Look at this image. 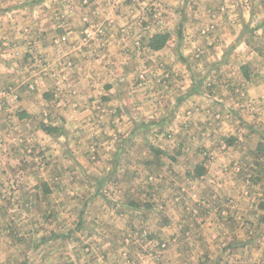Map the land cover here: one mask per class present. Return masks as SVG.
Segmentation results:
<instances>
[{
	"label": "clouds",
	"instance_id": "clouds-1",
	"mask_svg": "<svg viewBox=\"0 0 264 264\" xmlns=\"http://www.w3.org/2000/svg\"><path fill=\"white\" fill-rule=\"evenodd\" d=\"M18 4L24 5L18 8L19 15L12 12L9 18L15 16L19 25H6L0 29V178L9 186L13 180L17 186L24 185V191L31 189L33 183H39L42 173L51 179L52 167L45 168L37 161V156L43 152L53 166L82 180L89 172L108 167L103 159L99 164L87 163L88 156L97 151V143L102 156L105 147L110 148L116 143L115 139L106 141L99 133L112 136L117 128L120 131L130 128L139 122L143 112L140 98H132L131 93L118 95L115 83L112 92L108 93L110 104L100 105L97 100L94 107L88 103L89 98L96 95L94 86L107 80L116 83L129 80L121 70L125 62L138 63L135 56L137 41L141 36L150 37L153 33L174 28L179 17L173 13L182 7V0H175L174 4L172 0H131L130 3L126 0H92V3L89 0H83V3L80 0H0V8ZM214 7L220 11L210 14L204 24L186 36L185 42H177L175 31H172L168 51L173 54L166 60L180 70L179 60L184 57L194 77L207 75L214 82H217V72L223 73V80L217 82V97L207 98L202 105L206 110L196 117L208 123L193 129L184 154L175 165L177 171L170 173L165 169L161 174V183L165 187L160 199L170 202L181 219L153 237H148L152 228L145 225L140 226L143 235L138 229L135 236L128 227L115 221L106 228L102 215L95 224L89 222L84 230L73 232L80 205L72 200L68 191L56 192L53 204L60 205L57 207L60 215L56 223L46 225L36 222L39 218L25 211L27 205L21 206L19 192L9 194L5 188V196L0 199V207L6 210V215H0V264H194L204 252L214 261L219 257L218 264H264V225L241 224L229 231L210 215L216 225L214 235L219 236V240H213L204 225L181 231L185 223L182 217L186 211L195 215L193 202L199 200L200 191L208 186L209 177L206 176L195 192L188 187L184 173L197 165L211 169L215 182L214 173L220 160L226 164L236 162L237 167L229 170L225 164L219 171L227 178L228 192L234 197L232 207L240 216L248 218L251 214L255 221L252 201L264 196L260 185L253 191L250 184L242 183L236 176L241 167L248 176L253 174L250 169L264 167V156L259 157V165H254L250 156L256 142H264V67L260 70V78L253 82L240 79L233 71L245 56L251 59V55H247L250 48L245 30L255 28L257 36L264 34V0H223ZM153 9L155 16L150 15ZM143 22H147V28L140 27ZM86 28L88 36L81 39ZM57 29H63L59 37ZM44 33L47 36L42 38ZM193 39L195 43H192ZM81 47L84 51H80ZM110 49H118L121 57L112 61L104 59ZM125 49L132 54L125 55ZM26 52H30L35 61H29L27 67L23 64ZM225 54L222 61L220 57ZM228 56L231 62H228ZM96 57H100L102 63ZM73 58L75 64H69ZM214 68L217 71L214 72ZM131 75L144 78L142 67ZM29 81V91L22 93L20 85ZM229 81L237 87L235 96L230 91ZM10 83L15 86L8 88ZM182 86L183 82L177 84L174 93L162 97L169 110L172 105L168 104V99L182 94ZM49 90L54 98L45 101L40 92ZM218 97H222L219 106L215 105ZM144 99L148 100L147 97ZM148 103L153 106L155 116L166 115L159 103L152 100ZM23 109L28 110L29 116L18 120L16 112ZM117 109L119 116L115 115ZM122 120L127 123L122 124ZM41 122L52 124L56 131L45 135ZM110 124L117 128L110 130ZM174 129L175 121L165 130V135ZM93 137L97 141L94 142ZM229 137L236 138L231 147L225 142ZM148 139L169 152L178 143L175 136L162 140L155 133ZM107 156L110 157L111 152ZM22 162L28 165V171L20 170ZM151 182L156 183L155 178ZM181 187L187 193L184 207L178 206L174 198V193H179ZM86 217L91 220V212L86 213ZM50 231L73 234L71 239L46 245L41 237ZM233 241L230 255L227 251H218Z\"/></svg>",
	"mask_w": 264,
	"mask_h": 264
},
{
	"label": "rangeland",
	"instance_id": "rangeland-1",
	"mask_svg": "<svg viewBox=\"0 0 264 264\" xmlns=\"http://www.w3.org/2000/svg\"><path fill=\"white\" fill-rule=\"evenodd\" d=\"M80 2L83 3V0H80ZM126 2L130 3L131 0H126ZM222 2L223 0H182V7L177 8L173 13V15L179 17L174 28L153 33L150 37L144 36L146 42L150 41L149 44L145 45V42L144 44H139L140 40L137 41L135 56L138 63L130 64L125 62L121 71L123 76L130 77L128 90L124 94H138L137 97L141 99L143 107L142 118L138 123H133L130 128L123 131H120L117 125L110 124V130L117 128V132L113 133L112 136L103 132L99 133V135L105 137L106 141L115 139L116 143H113L110 148L105 147L103 149V156L97 143V151L92 152L88 156L87 163L89 165L99 164L103 159L104 163L108 165L107 168L100 167L96 172H89L81 180L66 172L65 169L53 166L51 161L41 152L37 156V161L42 162L45 168L52 167L51 179L42 173L39 183H33L31 189L27 191L23 190L24 185L17 186L14 180L10 182L11 186L7 189L8 193H20L21 201L23 202L21 206L27 205L25 211L31 212L34 216L38 217L39 219L36 222H43L46 225L56 223L60 215L57 207L60 205L54 206L53 197L56 192L62 191H68L71 194L72 200L77 201L80 205V209L75 216V228L73 232L84 230L89 222L95 224L101 220L102 215L106 228L110 227L112 222L115 221L116 224L122 227H128L129 232L135 236L140 226L145 225L152 228L148 237H153L157 236L161 231L168 229L171 225H174L178 219H181V217L176 216V208L170 202L165 203L160 199V195L165 187L161 183V174L165 169H168L170 173L177 171L175 165L178 159L183 156L185 147L192 137L193 129L208 123L205 120L196 119V117L202 115L206 110L202 105L207 98L217 97V82L223 80V73L217 72V82L209 80L207 75L201 78L197 74L194 77L190 72V65L184 57H181L179 60L180 70L173 68L166 62L167 58L173 54L168 51L169 41L172 40V31H175L176 41L179 43L185 42L186 36L193 34L199 25L204 24L210 17V14L220 11L214 5L221 4ZM89 3H92V0H89ZM172 3L174 4L175 0H172ZM23 6V4H18L12 8H0L8 13V26L19 25V21L16 20L15 16L11 18L9 16L12 12H16L19 15L18 8H22ZM150 15L155 16L154 9ZM164 15H167V13ZM140 27L147 28V22L141 23ZM56 32L59 37L63 29H57ZM64 34L66 35L67 33ZM204 35L208 34L204 33ZM46 36V33L42 34V38ZM87 36L88 31L86 28L81 39ZM244 36L247 37V45L250 48V52L247 55H251V59L249 60L245 56V59L239 63L238 68H234L233 71L238 73L240 79L253 82L260 78V70L264 67V34L257 36L256 29L254 28L251 31L245 30ZM142 37L140 39L143 41ZM192 43H195V39L192 40ZM80 51H84V48L81 47ZM221 51L224 52L223 49ZM124 54L131 55L132 53L130 50L125 49ZM121 55L118 49H110L104 59L112 61L121 57ZM226 55H222L220 59L222 61L225 60ZM146 56L148 57L147 59ZM96 60L102 63L100 57H96ZM227 60L231 62V57L228 56ZM29 61L35 62L32 60V54L26 52L23 57L25 67H27ZM68 63L74 65L75 58L69 60ZM110 66L112 65L110 64ZM138 67H142L144 78L132 77L131 74ZM213 71L217 70L214 68ZM185 74H187L186 78ZM181 82H183V86L180 89L182 94L174 95L168 99V104L172 105V108L169 110L168 105L164 103L162 97L167 96L170 92L174 93L176 85ZM155 85L159 87V91L154 89ZM14 86V83L8 84V88ZM30 87L31 82L29 81L21 84L19 90L22 93L27 92ZM101 87L103 88V84L94 86L96 95L91 96L88 100V103L93 104L94 107L97 100L100 105L110 103L109 100L103 101V99H108L105 95L108 92L102 91ZM229 88L232 95L235 96L237 87L232 85L231 81H229ZM134 89L141 91L134 92ZM37 90H39L38 87ZM156 93H160L161 95L157 96ZM40 95L45 101L54 98L50 90L40 92ZM144 97H147L148 100H152L154 103H159L160 108L166 112V115L155 116L153 106ZM221 99L222 97H218L215 100V105H221ZM115 115H120L119 109H117ZM124 115L127 116V112ZM28 116L27 109L17 110L16 112L18 120H25ZM173 121H175L174 131H168L167 135H165V130ZM121 123H127V120H122ZM41 130L45 135L56 131L52 124H45L43 122H41ZM151 133H155L162 140L175 136L178 138L176 148L169 152L166 148L151 142L148 139ZM93 141H97V138L93 137ZM225 142L231 147L232 144L236 143V138L229 137ZM113 148L115 149L114 152H112ZM197 151H199V147ZM109 152H111L110 157L107 156ZM206 152L207 148H205ZM205 153H201V155ZM68 154L71 155V149H69ZM250 156L252 163L259 165V157L264 156V142H256L251 149ZM41 157H43L42 161ZM136 157H139V159H136ZM225 164L224 160H220L219 164H217L214 173L215 182H213L212 178L213 171L200 165L184 173L188 187L194 192L204 183V177L208 176L209 179L207 181L208 186L203 187L199 193V200L193 202L195 215L187 214L186 211V214L182 217L185 223L181 231H191L193 227L204 225L207 227L212 239L219 240L220 237L214 235L216 225L213 223V219L219 221L229 231L235 230L241 224H249L253 227L264 225V196L252 201L253 210L256 213L255 221L251 219V214L246 218L234 211L232 207L234 197L228 192L229 183L224 172L219 171L220 166ZM226 167L231 170L237 167V165L233 161L231 164H226ZM20 170L22 172L28 171V165L22 162ZM249 171L253 173L251 176H248L244 167H241L236 176L242 183L250 184L253 191H256L257 185H260L261 191H264V167H256ZM53 176H56V179ZM153 178H155L156 183L151 182ZM231 183L234 184L235 181ZM4 196V190H1L0 199ZM186 196L187 193L183 187H181L179 193H174L178 206L184 207ZM19 202L17 201V203ZM8 203L11 206V198ZM73 210L75 211V209ZM88 212L92 214L91 220L86 217V213ZM0 215H6V210L3 207H0ZM210 215L213 216V219L209 218ZM11 223L14 225V221ZM13 231H15L14 227ZM73 232L50 231L47 236H42L41 240L46 245L51 242H61L71 239ZM140 234L143 235L142 229H140ZM161 243L163 246V242ZM234 244L235 241L229 242L224 245L223 249H219L218 251H227L230 255ZM87 247L85 245V248ZM218 262L219 257L214 261L211 255L204 252L201 254L199 260L194 261V264H218Z\"/></svg>",
	"mask_w": 264,
	"mask_h": 264
},
{
	"label": "crops",
	"instance_id": "crops-1",
	"mask_svg": "<svg viewBox=\"0 0 264 264\" xmlns=\"http://www.w3.org/2000/svg\"><path fill=\"white\" fill-rule=\"evenodd\" d=\"M5 2H7V0H5ZM7 16H8V13L0 9V29H3L6 25L8 26V24H7ZM142 38H143V41H142V39H140L139 44H144V42H145V45L149 44L150 41L146 42V40L144 39V36ZM129 80H130V77H129ZM129 80H121L118 83L113 82L112 80H107L106 82L103 83V88L101 87L100 89H102V91H104V92L111 93L112 90H113V87H114V83H115V87H116L118 95L124 96L125 95L124 93L126 92L124 89L127 87V90H128ZM157 81H158V78H157ZM154 89L159 91V87H157L156 85L154 86ZM105 95L108 97V99H103V101L104 100H109L111 102V97L108 94H105ZM137 95L138 94H133L132 98H136ZM53 178L56 179V176H53ZM5 188L9 189V185L5 184L3 182V180H2V178H0V191L4 190Z\"/></svg>",
	"mask_w": 264,
	"mask_h": 264
}]
</instances>
